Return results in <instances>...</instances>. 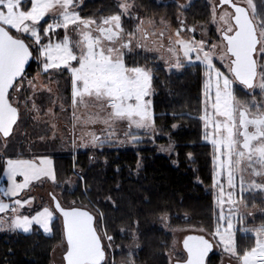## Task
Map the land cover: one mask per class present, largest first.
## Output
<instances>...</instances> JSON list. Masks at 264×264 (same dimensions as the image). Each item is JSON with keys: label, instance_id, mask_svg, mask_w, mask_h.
<instances>
[{"label": "snow or ice", "instance_id": "1", "mask_svg": "<svg viewBox=\"0 0 264 264\" xmlns=\"http://www.w3.org/2000/svg\"><path fill=\"white\" fill-rule=\"evenodd\" d=\"M82 4L0 0V147L7 148L25 116L51 120L58 115L38 102L45 92L60 113L71 111L73 147L77 130L78 146L84 148L154 138L155 61L177 70L200 66L199 120L203 139L214 150L211 189L217 211L212 226L173 229L196 234H186L181 249L173 245L169 264H212L217 250L221 264L224 256L228 264H264V222L248 226L254 214L247 211L256 193L264 195V0L259 6L255 0H214L208 21L215 26L214 37L201 26L199 39L190 35L197 29L185 19L177 18L175 29L161 20L158 28L153 19L131 12L128 0H118V11L100 16H82ZM33 63L36 71L29 76ZM170 150L171 145L161 147ZM3 175L0 232L51 234L59 221L62 264H114L109 256L114 237L103 212L75 200L67 206L61 202L50 155L7 158ZM48 183L53 190L47 202L22 195ZM238 230L251 233L253 242L240 248Z\"/></svg>", "mask_w": 264, "mask_h": 264}, {"label": "trees", "instance_id": "2", "mask_svg": "<svg viewBox=\"0 0 264 264\" xmlns=\"http://www.w3.org/2000/svg\"><path fill=\"white\" fill-rule=\"evenodd\" d=\"M117 0H83L82 16L108 15L118 11ZM135 6L147 17H165L172 26L177 25L178 7L174 3L158 4L154 0H133ZM260 5V0H255ZM189 24L208 23L210 8L203 0H196L182 11ZM151 55V54H149ZM152 98L156 127L170 132L174 155L165 157L156 152L151 141L137 143L129 149L104 146L102 149L77 153L53 154L58 170V181L67 180L75 171L81 174L76 189L61 194L63 203L77 201L92 211L103 212L108 232L113 235L115 250L111 255L116 263L133 261V264H169L172 236L160 228L161 217L167 214L171 226L214 224L213 195L206 188L211 186L213 162L211 148L203 142L202 75L200 66H186L180 73H168L155 61ZM36 71L33 63L29 76ZM238 93L243 95L242 92ZM27 119V118H26ZM29 123V120H27ZM28 123H23L27 125ZM30 124V123H29ZM165 144L166 140L159 141ZM174 162V163H173ZM138 174H135L138 164ZM3 164L0 162V178ZM87 189V190H86ZM111 197L108 200L107 197ZM263 208L260 193L249 207ZM258 221L262 219L258 218ZM138 222V223H137ZM121 229H125L121 232ZM137 237L138 248L128 256L130 233ZM60 225L54 221V230L45 235L39 230L29 234L0 232V264H51V253L61 239ZM237 243L243 248L253 238L237 231ZM212 264L218 256L212 255Z\"/></svg>", "mask_w": 264, "mask_h": 264}, {"label": "rangeland", "instance_id": "3", "mask_svg": "<svg viewBox=\"0 0 264 264\" xmlns=\"http://www.w3.org/2000/svg\"><path fill=\"white\" fill-rule=\"evenodd\" d=\"M156 3L159 4H167V3H174L177 7H178V14H177V18L180 19H184L183 15H182V11L187 9L193 2H195L196 0H154ZM210 8V12H211V4L214 2V0H203ZM129 3H131L133 5V7L130 9L131 12H133L135 15H138L140 18L143 19H148L151 18L154 21L157 22L158 24V28L159 27H163L162 25H159V21L164 20L166 23H168L169 25L170 22L165 18V17H158V18H154V17H147L146 15H144L134 4L133 0H128ZM182 6V7H181ZM178 24V21H177ZM189 27L195 26L197 31L195 33H192L190 35L195 36L197 39L200 38V28L201 26H204L205 28L208 29V31L213 34L214 37V33H215V26L213 25H209V23H193V24H189L187 23ZM171 27L173 29H175L177 27V25L172 26ZM166 42V41H165ZM151 55H159V53H150ZM159 60V59H158ZM159 62L164 66L165 70L168 73H180V71H182V69H175V68H171L169 67V65L165 64L163 60H159ZM240 86H237V89H239ZM53 88V94L51 95V101H55V88L56 85L53 84L52 85ZM43 100L42 101H38L42 104V108L43 110H46L48 107H53L54 110L58 113V115L55 118H52L51 120L46 119H42V120H33L30 116H25L24 117V123H28L27 120H29V123L27 125L21 124L20 128L16 131L15 137L11 140V142L8 144L7 148L4 149L2 147H0V162L3 164L4 167V161L7 158H17V156L19 155H23L25 157H27L28 155H50L52 156L53 154H60V153H77L78 151H86V150H90V152L93 154V151L97 150V149H102L101 148H84V147H79V136H80V131L77 130L75 133L76 136V140H77V147H73V130H72V124H71V111L69 110L67 113H60L59 112V107L58 104H54L51 103L49 100V94L48 93H41ZM27 118V119H26ZM47 120V122H46ZM51 123H55L57 125L56 129H53L51 127ZM202 123V122H201ZM99 126H97L98 129ZM157 128V133L155 134L154 138H149L148 136H144L142 138V140L144 141H151L155 148H156V152L158 154H161L165 157H170L172 155H174V146L173 143L171 142V138H170V132L176 131L178 129V125H175V127L171 126V130L170 132H166L164 131V129L160 128V127H156ZM53 134H55V139H50V137L53 136ZM41 137H44V139H41ZM141 140V141H142ZM161 140H166L165 144H161L159 143V141ZM203 142L207 145L210 146L211 148V157L213 154V149L211 147L210 144H208L204 139ZM169 145H171V150L170 151H161V147L163 146L164 148H168ZM137 146L136 144H133L131 142L128 143H124V144H116L115 148L117 149H129V148H134ZM174 163V162H173ZM213 167V165H212ZM141 168V164L139 163V167L137 166V169L134 171L135 174H138V170H140ZM81 174L77 171L74 172L73 175H71L67 180H64L63 182L60 183V188H56L55 191L57 193V195H59L61 197L62 192L64 191H68V192H72L73 190L76 189L78 180L80 179ZM0 187H7V178L3 175V171H2V178H0ZM53 190V186L48 183V184H44L43 186H35L32 188V190L30 192H26L23 193L22 195H31L36 197V203H39L41 199H43L45 202H47L49 200L48 197V193L49 191ZM207 191L211 192L213 195V205H214V219H215V214H216V206L214 204V193L212 192L211 186L206 188ZM257 194V193H256ZM262 199L264 200V195L260 194ZM74 201V200H73ZM61 202L62 198H61ZM72 201L68 202V203H63L65 206H67L68 204H70ZM78 204H81L80 202H77ZM83 205V204H82ZM87 206V205H84ZM88 207V206H87ZM89 208V207H88ZM90 211H92L89 208ZM247 211L253 213L254 215L252 217H249V225L248 226H252V224H255L256 226H259L262 222H264V207L263 208H258L255 206L249 207L247 209ZM260 218L262 219L261 221H258L257 219ZM59 225L60 222L58 221ZM160 228H163L164 231H166L167 233H169L172 236V243L170 246L169 251H167V257L168 260L170 262V259H172L170 257V253L173 251V245L175 244L177 249H181L182 248V238L186 235V234H196L194 232H184V231H174L173 229H180V228H184V229H191L193 226H197L194 224H186V225H182V226H171L169 224V219L166 221H162V219L160 220ZM169 225L171 227H169ZM239 225H238V229H239ZM40 232L43 233L42 230H39ZM8 232V231H6ZM240 234L245 235V236H250L254 239V237L252 236L251 233H245L243 231H239ZM12 233V232H10ZM45 234V233H43ZM45 235H49V234H45ZM130 237H131V242L130 244L127 246L126 248V252L128 254V256H133V254L136 252L137 248H138V243H137V237L135 235L134 232L130 233ZM107 243V242H106ZM59 244H57L54 249L52 250L51 253V264H62V249L58 246ZM120 251L119 249L115 248V246L113 245L112 249H109V256L111 258V255L114 254V251ZM212 255H217L218 256V262L217 264H221V255L219 253V251L217 250V252H215ZM211 255V256H212ZM114 264H133V261L130 260L129 262H125L121 261L116 263V261L114 260ZM223 264H228V259L226 256L223 257Z\"/></svg>", "mask_w": 264, "mask_h": 264}, {"label": "flooded vegetation", "instance_id": "4", "mask_svg": "<svg viewBox=\"0 0 264 264\" xmlns=\"http://www.w3.org/2000/svg\"><path fill=\"white\" fill-rule=\"evenodd\" d=\"M159 4V3H158ZM167 4H169V3H167ZM141 11V10H140ZM142 12V11H141ZM143 13V12H142Z\"/></svg>", "mask_w": 264, "mask_h": 264}, {"label": "crops", "instance_id": "5", "mask_svg": "<svg viewBox=\"0 0 264 264\" xmlns=\"http://www.w3.org/2000/svg\"><path fill=\"white\" fill-rule=\"evenodd\" d=\"M3 232H6V231H3Z\"/></svg>", "mask_w": 264, "mask_h": 264}, {"label": "water", "instance_id": "6", "mask_svg": "<svg viewBox=\"0 0 264 264\" xmlns=\"http://www.w3.org/2000/svg\"><path fill=\"white\" fill-rule=\"evenodd\" d=\"M118 1V0H117Z\"/></svg>", "mask_w": 264, "mask_h": 264}]
</instances>
